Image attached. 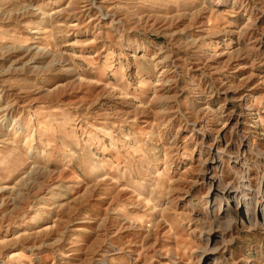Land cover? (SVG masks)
I'll return each instance as SVG.
<instances>
[{
    "label": "rangeland",
    "instance_id": "374dc122",
    "mask_svg": "<svg viewBox=\"0 0 264 264\" xmlns=\"http://www.w3.org/2000/svg\"><path fill=\"white\" fill-rule=\"evenodd\" d=\"M82 1L86 25L62 13L57 39L9 15L32 0L0 2V241L68 236L62 257L16 243L0 264H264V0ZM97 162L109 180L90 198ZM34 165L56 172L16 210Z\"/></svg>",
    "mask_w": 264,
    "mask_h": 264
},
{
    "label": "bare ground",
    "instance_id": "6f19581e",
    "mask_svg": "<svg viewBox=\"0 0 264 264\" xmlns=\"http://www.w3.org/2000/svg\"><path fill=\"white\" fill-rule=\"evenodd\" d=\"M0 2L6 3V0H0ZM82 2H83L82 0H70L67 4L66 8H64V9L61 8L62 10L59 9L57 11L52 12L51 14L45 15V14H43L44 12H42L43 11L42 7H37V5H34L33 0H32V3H30V2H27V3L22 2L21 4L18 3V5L14 9H12L11 12H9V15L11 16L12 19H14L20 23L23 22V20H26L29 18H31V20L33 21V24L45 23V21L48 20V21H50L49 27L46 26L45 30L41 34L46 35L48 32H52L50 36L57 39L58 38L57 36H60V34L62 32L63 24L60 22L52 21V20H54L58 17H61L62 13L63 14L65 13L67 15H71L72 18L75 20L72 24L69 25L70 32H72L74 34L78 33V32H80L79 30H81L86 25L85 15H86L87 9L85 10V7L82 6ZM103 9H105V8L100 7L99 13H101L103 11ZM103 13H104V11H103ZM30 32H31V30H30ZM31 34H33V33H31ZM95 44H97V40L93 39L90 41H86L84 46H94ZM33 50L36 51V55L39 56L40 59H42L43 61H45L47 63H48V61H51V62H49V65H51V66L54 63L61 64L64 62H67V63L71 62V59L68 58L66 53H64V52L54 54L47 47H42V46H38V47L36 46V49L34 48ZM23 53H24L23 58H27V59L29 58V60H28V62H26V64L32 63V57L30 58L31 54H29V53H31L30 50H23ZM95 56L96 57L99 56V53H96L94 55V57ZM131 57L134 58V56H131ZM77 73H78L77 70L71 69L69 75H71L73 77L75 82L77 81L76 83L82 84L86 79ZM4 92H5L4 88L3 89L0 88V94L4 93ZM141 108H143V107L140 105L135 107L136 114L134 115V118L132 121L135 120V117L137 115L141 114V110H140ZM1 111H3V107L0 108V114H1ZM0 138L3 141H5V140L8 141V139H9L7 137V134H2L1 132H0ZM98 140L100 143H104L106 141V137L103 139H98ZM30 156H33V152H30ZM100 162L93 164L91 176H93L92 178H93V181H95V182L93 184H91L89 186V190H87L88 191V197H90V198H93L94 196H96L97 192L99 191L100 186H102L105 182H107V180H109L108 174L104 173V165L100 164ZM153 164H155V163H153ZM148 170L150 171L149 175L158 174V170H156L155 167L150 166V169L148 167ZM55 172L56 171H54V170H48L42 166L34 165V166H32L31 173L29 172V174L26 175L20 181L21 190L25 191L26 193H24L22 191H18L17 194H14V191H17V189L15 187L6 189L8 191L9 195H12V194L15 195L16 201L14 202V207L16 208V210H17L18 206L20 205V203L25 202L26 196H29V195L30 196H33V195L37 196L39 194V192H40V194H43V193H41V191L43 189V180L45 178H50V177L52 178V175ZM118 179H120V177ZM53 180H54V178H53ZM55 180H57V178ZM54 182H56V181H54ZM144 182H146V180H144ZM144 182H142L141 184H144ZM154 185H157V184H149V186H154ZM53 188H55V187H53ZM2 190L4 191L5 189H0V193ZM124 191H126V189L125 190L123 189V192ZM52 194H54V193H52ZM23 195H26V196L23 197ZM81 197H82V195H81ZM84 201H86V199ZM111 202H112V204H114L115 199L112 198ZM113 213H116V208L114 209ZM57 229H58V226H56V224H53L51 226H48L44 229L37 230V231H32V232L24 231V232H22V234H18L16 237H14L10 240H8V239L2 240V241H0V256L6 255V253H8L16 245V243L35 245V243H39V242L45 243L49 240H54L53 244L59 248V250H57L58 251L57 256L62 257V249H64V243L66 242L68 236H67L66 232H59ZM15 241H17V242H15ZM97 241H98V236L95 237L94 242L96 243ZM95 243H94V245H95ZM70 246H73V245H70ZM5 264H7V263L5 262Z\"/></svg>",
    "mask_w": 264,
    "mask_h": 264
}]
</instances>
